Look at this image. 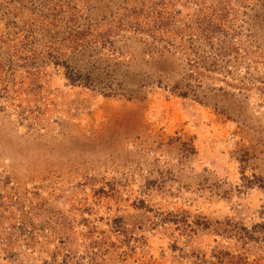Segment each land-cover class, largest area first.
<instances>
[{
    "label": "rangeland",
    "instance_id": "1",
    "mask_svg": "<svg viewBox=\"0 0 264 264\" xmlns=\"http://www.w3.org/2000/svg\"><path fill=\"white\" fill-rule=\"evenodd\" d=\"M0 264H264V0H0Z\"/></svg>",
    "mask_w": 264,
    "mask_h": 264
},
{
    "label": "trees",
    "instance_id": "2",
    "mask_svg": "<svg viewBox=\"0 0 264 264\" xmlns=\"http://www.w3.org/2000/svg\"><path fill=\"white\" fill-rule=\"evenodd\" d=\"M242 231L244 232V234L248 235V232L244 230V228H242Z\"/></svg>",
    "mask_w": 264,
    "mask_h": 264
}]
</instances>
